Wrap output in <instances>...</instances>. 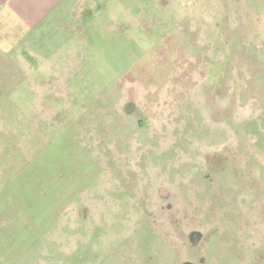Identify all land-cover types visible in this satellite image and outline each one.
Returning a JSON list of instances; mask_svg holds the SVG:
<instances>
[{
    "label": "rangeland",
    "instance_id": "rangeland-1",
    "mask_svg": "<svg viewBox=\"0 0 264 264\" xmlns=\"http://www.w3.org/2000/svg\"><path fill=\"white\" fill-rule=\"evenodd\" d=\"M40 16L0 42V264H264V0Z\"/></svg>",
    "mask_w": 264,
    "mask_h": 264
},
{
    "label": "crops",
    "instance_id": "crops-1",
    "mask_svg": "<svg viewBox=\"0 0 264 264\" xmlns=\"http://www.w3.org/2000/svg\"><path fill=\"white\" fill-rule=\"evenodd\" d=\"M58 0H0V42L24 36L22 29L33 27L41 20L45 9H51ZM23 34V35H22Z\"/></svg>",
    "mask_w": 264,
    "mask_h": 264
}]
</instances>
